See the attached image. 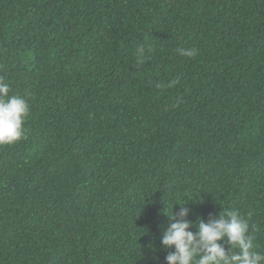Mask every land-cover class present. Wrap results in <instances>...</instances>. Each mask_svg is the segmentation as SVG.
<instances>
[{
	"label": "trees",
	"instance_id": "16d2710c",
	"mask_svg": "<svg viewBox=\"0 0 264 264\" xmlns=\"http://www.w3.org/2000/svg\"><path fill=\"white\" fill-rule=\"evenodd\" d=\"M0 77V264H166L176 203L264 253V0H0Z\"/></svg>",
	"mask_w": 264,
	"mask_h": 264
},
{
	"label": "clouds",
	"instance_id": "9594fccd",
	"mask_svg": "<svg viewBox=\"0 0 264 264\" xmlns=\"http://www.w3.org/2000/svg\"><path fill=\"white\" fill-rule=\"evenodd\" d=\"M143 51L142 47L137 49L138 54ZM177 52L189 58L198 54L195 48H179ZM155 86L162 87L159 83ZM9 92V84L0 77V147L27 138L25 123L30 115V104L25 96L9 95ZM180 102L177 98L173 106ZM176 204L181 205L179 212H174V206L171 215L165 212L169 223L161 245L168 250L166 264H264V253L256 250L250 225L238 210H224L216 219L205 222L203 218H197L193 222L187 219L190 209L186 203ZM193 227L195 232L190 230ZM225 238L227 247L219 243Z\"/></svg>",
	"mask_w": 264,
	"mask_h": 264
}]
</instances>
